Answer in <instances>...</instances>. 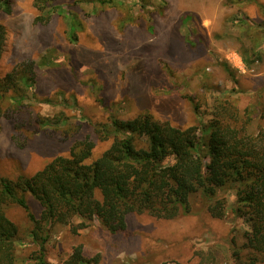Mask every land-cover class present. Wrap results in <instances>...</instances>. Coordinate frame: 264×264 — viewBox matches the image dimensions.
<instances>
[{
  "label": "rangeland",
  "instance_id": "rangeland-1",
  "mask_svg": "<svg viewBox=\"0 0 264 264\" xmlns=\"http://www.w3.org/2000/svg\"><path fill=\"white\" fill-rule=\"evenodd\" d=\"M8 1L10 13L0 9L6 31L0 79L31 68L34 83L24 91L22 114L14 106L20 91L1 92L0 177L30 176L87 135L97 157L109 146L97 130L113 117L148 112L173 126H196L200 135L215 97L229 98L242 113L256 110L264 94V0H55L42 12L33 0ZM40 14L47 18L36 20ZM59 112L80 125L66 140L39 128V118L55 122ZM250 125L264 127V119L253 114ZM23 196L38 217L40 205ZM218 196L225 199L220 218L194 195L190 213L173 219L130 213L116 233L97 221L75 231L49 225L45 257L59 264L81 244L85 256L100 254L101 264H232L248 225L234 212L232 190ZM5 213L18 228L16 253L25 264L36 251L28 236L32 221L15 203Z\"/></svg>",
  "mask_w": 264,
  "mask_h": 264
},
{
  "label": "trees",
  "instance_id": "trees-1",
  "mask_svg": "<svg viewBox=\"0 0 264 264\" xmlns=\"http://www.w3.org/2000/svg\"><path fill=\"white\" fill-rule=\"evenodd\" d=\"M53 1L33 3L42 12ZM259 8L264 15V7ZM0 9L10 13L9 1L0 0ZM46 18L44 14L35 17ZM5 41V27L0 24V55ZM244 66L247 68L249 61L245 60ZM33 83L31 68L15 69L0 79V95L10 88L20 91L14 106L15 112L22 114L24 91ZM210 108V121L200 135L196 126H173L148 112L130 119L113 117L97 130L99 139L109 140L97 157L92 158L95 144L87 135L73 142L68 155L53 157L30 176L0 177V264H23L16 253L18 228L5 213L10 203L23 208L32 221L28 236L36 251L25 264H54L44 252L49 225H69L75 231L97 221L116 233L126 228L130 213H148L159 219L190 213L194 195H199L212 216L220 218L225 199L218 194L225 188L233 191L234 212L244 216L248 225L245 242L232 250V264H264V127L254 130L250 125L253 114L264 119V94L259 96L256 110L245 108L240 113L226 97H215ZM53 118L51 123L39 118V128L51 129L50 134L62 140L80 131V125L62 112ZM24 193L40 205L38 217L30 211ZM59 264H101V258L98 253L85 256L78 244Z\"/></svg>",
  "mask_w": 264,
  "mask_h": 264
}]
</instances>
